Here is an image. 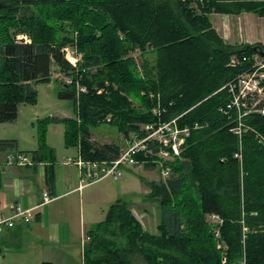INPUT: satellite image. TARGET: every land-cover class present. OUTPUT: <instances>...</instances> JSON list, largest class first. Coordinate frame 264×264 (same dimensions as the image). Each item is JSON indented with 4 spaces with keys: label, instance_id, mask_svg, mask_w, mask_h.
<instances>
[{
    "label": "trees",
    "instance_id": "trees-1",
    "mask_svg": "<svg viewBox=\"0 0 264 264\" xmlns=\"http://www.w3.org/2000/svg\"><path fill=\"white\" fill-rule=\"evenodd\" d=\"M243 12L264 16V0H0V123L15 122L21 103L36 102V85L51 82L54 68L72 80L60 82L59 96L74 100L75 117L40 119L35 150L19 151L17 139H0L2 153L47 162L51 194L57 160L48 143L51 122L65 123L66 147L98 161L122 152L118 144L92 140L91 128L102 122L139 137L140 125L175 117L191 129L181 156L164 162L169 177L149 183L161 210L159 233L146 231L128 203L117 199L86 231V264H134L137 257L145 264H222L206 222L213 214L230 245L224 264H239L244 253L247 264H264V114L240 119L228 108L227 87L254 70L261 54L254 43L227 42L210 18ZM65 21L72 34H62ZM67 45L81 55L76 66L63 52ZM137 50L154 56L144 57L142 72ZM244 106V112L250 108ZM254 108H264V98ZM137 157L146 169L157 168L154 156Z\"/></svg>",
    "mask_w": 264,
    "mask_h": 264
},
{
    "label": "crops",
    "instance_id": "crops-1",
    "mask_svg": "<svg viewBox=\"0 0 264 264\" xmlns=\"http://www.w3.org/2000/svg\"><path fill=\"white\" fill-rule=\"evenodd\" d=\"M223 20V30L220 26L216 29L229 43H255L258 40V37L246 38L241 25L236 30L227 18ZM8 123H0V128ZM1 135L0 129V137ZM17 137L15 139L18 140L19 151L35 150L38 147L37 142H30V146H25V138ZM48 143L54 148L57 157L56 192L52 194L53 200L44 205L31 222L19 219L14 227L4 229L0 235V264H74L73 248L76 242L81 240L84 256L86 231L102 221L113 199L126 191L125 184L114 187L112 184L118 180L110 177L89 181L78 163L81 157L78 147L74 146L75 150H71L64 142L65 151L70 154L60 157L51 144L49 135ZM15 153L16 151L0 152V216L13 214L14 205L18 203L24 208L35 206L40 202L42 193L48 190L47 162L27 165L9 163V154Z\"/></svg>",
    "mask_w": 264,
    "mask_h": 264
},
{
    "label": "rangeland",
    "instance_id": "rangeland-1",
    "mask_svg": "<svg viewBox=\"0 0 264 264\" xmlns=\"http://www.w3.org/2000/svg\"><path fill=\"white\" fill-rule=\"evenodd\" d=\"M213 26L216 28H224V18L228 19L229 24H231L233 29H239L241 26L244 29L246 38L258 37V40L254 43L255 45H261L264 48V16H261L255 12H243L240 16L238 15H226L222 13H212L210 15ZM59 25L60 22H58ZM64 26L61 31L62 34H72V29L68 22H64ZM241 25V26H240ZM61 34V35H62ZM75 35V34H73ZM18 39L30 40L29 36L26 34H20ZM227 41V40H226ZM228 42V41H227ZM235 43H245V42H235ZM232 43V44H235ZM253 44V43H252ZM70 50L74 48L67 45ZM65 48V47H64ZM63 48V52L65 50ZM66 55V54H65ZM137 58L139 69L142 72V61L144 57L148 60L153 59L152 53H146L143 55L140 50L133 53ZM81 57V55H79ZM71 57V55H70ZM68 59V58H67ZM74 60V59H73ZM71 81L69 77L60 74L59 70H53L51 82H41L36 85L37 89V100L35 103H22L20 104V114L18 116L17 122H10L3 125L1 129L0 138H18L21 136L24 139L25 146H30V142H37V129L36 125L40 119H45L48 117H75L74 112V100L71 98H61L59 96L60 89L63 88V83L61 81ZM80 86V90H79ZM82 85H78L79 91H86V87L83 85L84 90L81 89ZM145 93L142 91V94ZM264 98V94H258L253 96L251 99L247 100L250 108L247 109V114L256 113L257 109L254 106ZM134 106L137 109L143 110L142 104L137 99H132ZM142 125H140V128ZM49 140L51 144L57 149L60 157L63 154H70L65 151V130L66 125L62 122H51L47 126ZM92 130V140L98 144L104 143H115L121 147V151L126 150L129 145L133 142V139L138 134L124 133L119 129L118 126L110 124L108 122H102L91 128ZM35 138V139H34ZM36 143V144H37ZM71 150H75L74 147H70ZM73 152V151H72ZM173 161V160H172ZM124 169L123 177L118 181H115L112 185L119 187L122 184L126 185L125 193L118 195L117 199H123L132 208V211L138 219L141 221L144 229L152 234H158V225L161 218V210L158 200L154 197L149 196L151 191L149 183L151 181H162L165 180L164 174L161 168L146 169L145 167H134L133 169ZM116 198V197H115ZM113 199L111 204L117 199ZM110 204V205H111ZM109 205V207H110ZM108 207V208H109ZM206 222L210 226L213 232V239L217 250L222 253L221 262L226 263L228 259V253L230 249L229 243L224 239L222 234L221 226L222 220L219 217H214L213 215L206 216ZM73 262L74 264H85L84 256L82 253L81 240L76 242L73 248ZM239 264H247L246 254H243L241 259L237 260ZM228 263V262H227ZM134 264H145L140 257L136 258Z\"/></svg>",
    "mask_w": 264,
    "mask_h": 264
},
{
    "label": "built area",
    "instance_id": "built-area-1",
    "mask_svg": "<svg viewBox=\"0 0 264 264\" xmlns=\"http://www.w3.org/2000/svg\"><path fill=\"white\" fill-rule=\"evenodd\" d=\"M64 50L68 60L76 66L80 56L76 54L74 49L70 50L65 47ZM255 59L254 70L240 74L235 81L227 85L232 94V100L228 104V108L237 109L240 119L244 114H247V111L244 112L242 110L241 105L244 104V107H246L247 100L255 95L264 94V55H257ZM71 81L68 80V82ZM81 89L84 90V87L81 86ZM154 111L156 112L157 110L154 109ZM257 111L264 114V108L257 109ZM178 118L175 117L158 124H143L141 127V130L144 131L143 136H136L129 147L122 151L115 160H85L81 156L78 163L89 181H100L109 177L119 180L123 177L125 168L145 167V161L137 157L139 154H144L145 157L154 156L156 159L153 158L151 162L156 161L158 164L157 168L162 169L164 178H168L170 168L165 167L164 162L181 156L187 138L191 134L189 127L179 126ZM235 131L241 134L240 127L235 129ZM8 162L20 165L34 163L31 156L24 153L9 154ZM52 200L53 196L47 190L42 193L40 202L33 207L24 208L20 203L14 205L13 214L0 216V235L5 228L14 227L19 219L24 220L26 223L31 222L36 218L39 210ZM213 216L219 217L216 214H213Z\"/></svg>",
    "mask_w": 264,
    "mask_h": 264
},
{
    "label": "water",
    "instance_id": "water-1",
    "mask_svg": "<svg viewBox=\"0 0 264 264\" xmlns=\"http://www.w3.org/2000/svg\"><path fill=\"white\" fill-rule=\"evenodd\" d=\"M255 50H257L261 55H264V49L261 45H256Z\"/></svg>",
    "mask_w": 264,
    "mask_h": 264
}]
</instances>
